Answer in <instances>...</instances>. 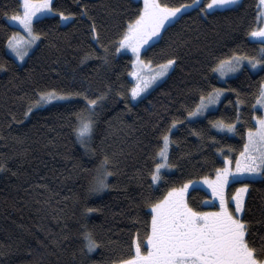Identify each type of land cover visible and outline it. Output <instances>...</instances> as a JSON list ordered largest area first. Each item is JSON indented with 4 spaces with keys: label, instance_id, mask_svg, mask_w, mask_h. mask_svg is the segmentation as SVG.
Returning a JSON list of instances; mask_svg holds the SVG:
<instances>
[{
    "label": "trees",
    "instance_id": "trees-1",
    "mask_svg": "<svg viewBox=\"0 0 264 264\" xmlns=\"http://www.w3.org/2000/svg\"><path fill=\"white\" fill-rule=\"evenodd\" d=\"M206 1L180 14L142 51L152 65L168 59L174 64L133 101L132 59L116 49L130 17L142 8L140 1L54 0L57 13L33 21L41 39L20 64L6 49L19 28L6 17L21 11V1L0 0V264H117L130 254L133 237L145 236L149 203L189 180L214 175L225 157H237L248 129L255 127L253 105L264 71L243 65L220 81L214 69L233 53L260 58V43L248 35L258 25V0H240L204 16ZM161 2L175 7L192 0ZM85 8L87 15H81ZM59 11L76 15L61 23ZM50 89L102 97L86 144L74 131L76 114L86 104L82 96L38 106L25 117L38 93ZM214 89L222 90L218 106L190 118L201 96ZM220 122L233 124L235 131L216 127ZM165 134L172 169L153 184ZM104 167L111 173L109 187L91 191ZM240 180L249 184L244 215L259 242L264 177ZM239 184L230 183L227 196ZM207 197L193 187L186 200L198 211L216 208L205 204ZM86 233L98 243L94 251L87 250Z\"/></svg>",
    "mask_w": 264,
    "mask_h": 264
},
{
    "label": "snow or ice",
    "instance_id": "snow-or-ice-1",
    "mask_svg": "<svg viewBox=\"0 0 264 264\" xmlns=\"http://www.w3.org/2000/svg\"><path fill=\"white\" fill-rule=\"evenodd\" d=\"M200 0H192L191 4H180L170 7L161 0H143L142 8L138 9L133 17H130L125 31L116 49H130L133 56V71L135 84L130 89L132 98L146 91L153 83L165 76L174 59H168L156 66V70L148 75L142 72L145 62L140 59L141 49L149 44L154 37L161 34L166 25L180 18L182 9L198 6ZM238 3V0H208L200 11L204 16L212 14L211 10L227 9ZM21 11L16 12L9 19L18 22L27 32L26 37L13 32L8 37L7 47L19 60H24L28 50L41 39V34L36 32L33 26V18L57 13L54 0H22ZM7 15V13H5ZM60 22H67L75 16L69 12L67 15L59 11ZM81 15H87V9ZM258 25L248 35L257 38L260 43L258 50L260 58L241 57L236 53L222 59L216 65L215 71L225 75L226 72H234L243 65L245 59L253 69L260 66L264 71V0H259ZM95 32L96 25L92 24ZM98 39V37H95ZM151 64V61L147 62ZM221 89H214L207 97L201 96V102L196 105L195 111H189L188 116L193 117L203 114L209 105L219 102ZM82 96L86 101L85 107L76 114L77 127L74 129L77 139L86 144L91 140L95 127L92 116L98 106L101 96L90 99L81 92H58L56 89L41 91L38 98L24 113L25 117L33 108L48 104L52 101H67L72 97ZM239 103V101H237ZM256 104L264 108V83L261 84ZM256 105H253L255 108ZM87 115H82V113ZM256 127L247 131V142L244 150L240 152L232 167V160L224 158V167L215 170V178H204V182L211 189L213 197L219 199V206L215 210L198 211L190 207L185 192L189 180L180 188H171L162 199L149 203L151 221L145 236L137 234L133 237L130 254L118 261V264H264V237L257 242L250 231V221L245 218V194L249 190L248 183H242L240 177H264V115L257 116ZM175 121L173 127H175ZM216 127H227L229 131H235L233 124L224 125L217 123ZM171 130V129H170ZM170 138L163 135V146L158 155L164 163H156L151 173L153 181L160 179L161 169L167 165V149ZM107 157L102 165L106 166ZM4 166L0 164V169ZM111 175L106 167L98 171L94 178L91 191L100 192L109 187L107 177ZM231 184L240 183L231 196H226L225 189ZM231 205V206H230ZM88 211H91L89 209ZM86 246L89 252L98 247L97 241L91 233L85 234Z\"/></svg>",
    "mask_w": 264,
    "mask_h": 264
},
{
    "label": "rangeland",
    "instance_id": "rangeland-1",
    "mask_svg": "<svg viewBox=\"0 0 264 264\" xmlns=\"http://www.w3.org/2000/svg\"><path fill=\"white\" fill-rule=\"evenodd\" d=\"M20 1H21V4H22V0H20ZM138 1H140L141 4H142V6H143V0H138ZM239 1H240V0H238V3H239ZM201 2H202V0H200V3H201ZM207 2H208V0L206 1V3H207ZM200 3H199V4H200ZM206 3H205V4H206ZM235 5H236V4H235ZM204 6H205V5H204ZM231 6H234V5H231ZM258 6H259V0H258ZM193 7H195V6H192V7H186V8H184V9H182L181 14H182L183 12L187 11V10H190V9L193 8ZM229 7H230V6H229ZM52 14H53V13H52ZM49 15H51V14H49ZM11 16H12V15H11ZM11 16L6 17L7 22H8L10 25L19 28V31H17L16 33H19V35L22 36V37H26V36H27V32H26V30H25V29L23 28V26L20 25L18 22L9 19V17H11ZM37 18H40L39 14H37V16L33 18V21H34L35 19H37ZM162 30H163V29H162ZM162 30H161V32H162ZM159 37H160V35H159L158 37H154L151 41H149V44H151V43H153L154 41H156ZM249 39H251V40H253V41H258L257 38H253V37H250V36H249ZM37 42H38V41H37ZM37 42H36V44H37ZM7 44H8V42H7ZM36 44H34V45L28 50V54L33 50V48L36 46ZM149 44L145 45V46L141 49V53H142V51H143V50H144ZM118 47H119V46H118ZM6 49H7V52H8L10 55H12L13 58H15V60H16L18 63L21 64V63H23V62L25 61V59H26L27 56L25 57L24 60H19V59L15 56V54L11 51V49H9L7 46H6ZM119 52H123V53L130 54L131 59H132V62H133V60L136 59V58L133 56V54H132V52H131L130 49H123V48H122V49L119 50ZM141 53H140V59H141L142 61H144V60L142 59V57H141ZM144 62H145V65H146V66L143 67V69H142V72H143L144 75H148V74H150L151 72H153V71L156 70V66H157V65L148 64L146 61H144ZM243 65H247V66H249L252 70H258V69L260 68V66H257V68L253 69V68L251 67V65L248 63L247 59L244 60ZM243 65H242V66H243ZM242 66H241L240 68H242ZM172 68H173V65H172L171 68L168 70V72L165 74V76L161 77L159 80H157L155 83H153V84H152V85H151L146 91L142 92L139 96H137V97H135V98H132V96H131V92H130L129 94H130V98H131V100L136 101V100H138L139 98H141L142 96L146 95V94H147L152 88H154L157 84H159V83H160V82H161V81H162V80L168 75V73L171 71ZM240 68H238V69H237L236 71H234V72H226L225 75H221V74H219L220 72H219V73L217 72L218 77H219V80H220V81H223L226 77H228V76H230V75L236 73ZM132 71H133V64H132V68H131V72H132ZM131 72H130V73H131ZM129 78H130L131 81H132V87H133V85L135 84V77H133V76H131V75L129 74ZM263 83H264V82H263ZM132 87H131V88H132ZM221 97H222V93H221V95H220V98H221ZM220 98H219V101H220ZM218 103H219V102H218ZM218 103H216L215 105H209L208 108H207L206 110L203 111V114H200V115H197V116H193V117H190V118H198V117H202V116H204L208 111H210V110H214V109L218 106ZM254 105H256V106H255V108H253V109H254L253 120H254L255 127H256V119H255V118H256L257 116L264 115V108H261L258 104H256V101H255ZM195 110H196V109H195ZM246 142H247V133H246V141H245V143H246ZM243 150H244V146H243V149H242L241 151H243ZM241 151H240V152H241ZM168 152H169V146H168V149H167V158H168ZM240 152L238 153L237 157L239 156ZM237 157H236V158H237ZM236 158H235V159H231V160H232V167H233V168L235 167V160H236ZM229 159H230V158H229ZM158 163H164V161L160 158V156H159V162H158ZM167 165H169L168 160H167ZM224 166H225V165H224ZM171 169H172V167H171L170 165H169V166H166V167H164V168H162V169H161V172H160V178H161V175H162L163 172H165V171H169V170H171ZM260 177H261V176L248 177V178L240 177V179H258V178H260ZM204 178H205V177H202V178H199V179H193V180H191L193 183H192V184H189L188 189H187L186 192H185V198H186V196H187L188 191H189L191 188H193V187L202 188V189H204V190L209 194V197L206 198L205 204H206V205L216 204V206L218 207V206H219V199L216 198V197H213V196H212L211 189H210V188L208 187V185L204 182ZM207 178H208V179H214V178H215V174L212 175V176H207ZM159 181H160V179L157 180V181H153V180H152L153 184H157ZM187 182H188V181H187ZM187 182H185V183H187ZM185 183H183L181 186H179V187H177V188L182 187ZM239 187H240V184L234 188L232 194L235 192L236 188H239ZM227 188H228V187H227ZM227 188L225 189V194H226V196H227ZM166 194H167V193H166ZM232 194H231V195H232ZM245 196H246V194H245ZM210 210H215V208H212V209H205L204 211H210ZM117 264H118V263H117Z\"/></svg>",
    "mask_w": 264,
    "mask_h": 264
}]
</instances>
